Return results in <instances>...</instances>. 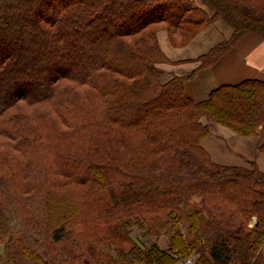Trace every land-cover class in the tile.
Masks as SVG:
<instances>
[{
	"label": "trees",
	"instance_id": "16d2710c",
	"mask_svg": "<svg viewBox=\"0 0 264 264\" xmlns=\"http://www.w3.org/2000/svg\"><path fill=\"white\" fill-rule=\"evenodd\" d=\"M201 1L211 14L193 0H0L2 264H79L111 240L121 264H264V172L200 144V117L257 132L264 79L195 101L192 74L162 80L156 37L181 47L222 19L229 38L195 58L209 66L244 36L264 40V0ZM132 225L167 247L133 241Z\"/></svg>",
	"mask_w": 264,
	"mask_h": 264
},
{
	"label": "crops",
	"instance_id": "0c3cea01",
	"mask_svg": "<svg viewBox=\"0 0 264 264\" xmlns=\"http://www.w3.org/2000/svg\"><path fill=\"white\" fill-rule=\"evenodd\" d=\"M204 11L212 13L211 9L201 0H193ZM231 27L222 19L208 24L181 47H173L167 40L166 30L159 29L156 37L160 49L168 58V63H159L158 66L165 71L166 76L172 74L184 76L197 68L199 62L195 58L208 52L209 48L229 38ZM236 51L231 49L223 54L213 66L198 69L195 80L185 85V91L195 101L208 97L211 89L224 83H237V81L250 78L264 79V40L249 34L238 40ZM231 57V58H230ZM211 133L200 141L209 154V157L220 164L243 165L241 160L253 162L264 172V151L260 146L264 143V123L253 136H239L234 131L222 125L209 123ZM220 147H219V146ZM234 147V148H233ZM234 155V156H233ZM238 160H237V158ZM224 162V163H223ZM252 217V225L255 218ZM156 242L160 249H165L168 239L162 236ZM145 245L149 247L151 245Z\"/></svg>",
	"mask_w": 264,
	"mask_h": 264
},
{
	"label": "rangeland",
	"instance_id": "374dc122",
	"mask_svg": "<svg viewBox=\"0 0 264 264\" xmlns=\"http://www.w3.org/2000/svg\"><path fill=\"white\" fill-rule=\"evenodd\" d=\"M203 10V9H202ZM217 20V19H216ZM215 21V20H214ZM211 23V22H210ZM209 24V23H208ZM0 29H2V24L0 23ZM14 29H16V28H14ZM29 29H30V27H29ZM232 29V28H231ZM16 33H18L19 35H22L23 33H20L19 32V30H17V32ZM256 36V35H255ZM258 38H260L259 36H257ZM224 39V38H223ZM261 39V38H260ZM262 40V39H261ZM169 41V40H168ZM225 41H227V39H225ZM219 43V42H218ZM237 43L238 42H236V44H234V45H232L230 48H228V49H226V50H224V53L223 54H226V53H228L229 51H231V49H233L234 51H236L234 48L236 47V45H237ZM11 45H20V46H24V50H23V52L21 53L22 55V57L24 56H27V55H29L31 52L27 49L29 46H30V44H27V43H23V45H22V43H10ZM10 44H8L7 43V48H9V45ZM25 44H27V45H25ZM217 44V43H216ZM173 47H179V46H175V45H172ZM35 47V46H34ZM212 47V46H211ZM36 48H38V47H36ZM23 49V48H22ZM36 50H40L39 48L38 49H36ZM35 50V51H36ZM227 55V54H226ZM22 57H20L19 59V64H20V62L21 61H23L24 62V60L22 59ZM167 57V56H166ZM231 58V57H230ZM219 59V58H218ZM196 61V60H195ZM196 62H199L197 65V68L196 69H194V70H192L191 72H189L188 74H192V77H190V78H188L186 81H185V85L189 82V81H193V80H195V73L197 72V70L198 69H201V68H204V69H206V68H208V67H211V66H213L214 65V63H216V62H218V61H216V62H214V63H212V64H210L209 66H205V67H201L199 64H200V60H197ZM166 63H168V62H166ZM159 67V66H158ZM161 68V67H160ZM163 70V69H162ZM188 74H184V75H188ZM170 76H166V74H165V71L163 70V75L161 76V78H162V80H167L168 78H169ZM30 78V77H29ZM26 79H28L27 77H26ZM28 80H30V79H28ZM189 84V83H188ZM200 120H201V122L202 123H204V124H206L207 126H208V131H209V134L211 133V131H210V128H209V123H211V124H213V122L214 121H210V120H208V119H206V118H204V117H200ZM214 123H216V122H214ZM216 124H218V123H216ZM263 124V123H262ZM219 125H221V124H219ZM223 126V125H222ZM225 127V126H224ZM227 127V126H226ZM228 128V127H227ZM230 129V128H229ZM231 130V129H230ZM258 130V129H257ZM208 134V135H209ZM207 135V136H208ZM238 135V134H237ZM242 136V135H241ZM250 136H253V135H250ZM244 137H246V136H244ZM205 138V137H204ZM219 146V145H218ZM204 147V146H203ZM220 147V146H219ZM234 148V147H233ZM234 156V155H233ZM237 158V157H236ZM237 160H238V158H237ZM241 162H243V165H247V161L246 160H241L240 161V163ZM251 162V161H250ZM224 163V162H223ZM1 216V215H0ZM252 220V219H251ZM251 220L249 221L250 223H249V225H252V222H251ZM1 230L2 231H4V228L3 229H1L0 228V232H1ZM128 234H129V237L133 240V241H136L137 243H139V244H141V245H143V246H145V245H149L150 243H151V241H152V239L153 240H158L160 237H161V234H163V233H161V234H159L158 236H156V235H154L152 232L148 235V234H146L145 233V231L144 230H142L140 227H136V226H134V225H132L131 227H130V229H129V232H128ZM2 236V234L0 233V237ZM162 236H165V235H162ZM3 239H1L0 238V264H2L4 261H5V258H4V248H3ZM111 242H113V245L111 244V245H104L101 249H98V251H96L95 253H94V257H93V259L92 258H90V257H88V256H84V255H82V258H81V260H80V263L79 264H90V261H92V262H94L95 264H112V262H114V264H121V262H120V258H118V255H117V253H116V250H117V246H118V244L116 243V242H114L113 240H111ZM86 244H88L87 242H86ZM59 245H61V244H59ZM79 245V244H78ZM62 246H64V248H66V249H70L71 248V250L73 249L74 250V247H70V245H62ZM107 247H109V248H107ZM80 248V247H79ZM116 250H115V249ZM68 249V250H69ZM191 254H193V253H191ZM90 260V261H89Z\"/></svg>",
	"mask_w": 264,
	"mask_h": 264
},
{
	"label": "built area",
	"instance_id": "2783aa9c",
	"mask_svg": "<svg viewBox=\"0 0 264 264\" xmlns=\"http://www.w3.org/2000/svg\"><path fill=\"white\" fill-rule=\"evenodd\" d=\"M175 264H194V256H186L184 258H182L181 260H179V262L175 263Z\"/></svg>",
	"mask_w": 264,
	"mask_h": 264
},
{
	"label": "water",
	"instance_id": "95a60500",
	"mask_svg": "<svg viewBox=\"0 0 264 264\" xmlns=\"http://www.w3.org/2000/svg\"><path fill=\"white\" fill-rule=\"evenodd\" d=\"M253 220H254V218H253Z\"/></svg>",
	"mask_w": 264,
	"mask_h": 264
}]
</instances>
